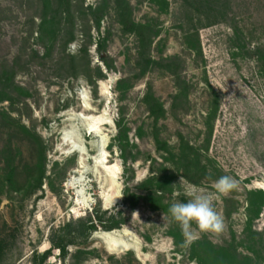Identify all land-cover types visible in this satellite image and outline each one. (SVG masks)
<instances>
[{
  "label": "rangeland",
  "instance_id": "374dc122",
  "mask_svg": "<svg viewBox=\"0 0 264 264\" xmlns=\"http://www.w3.org/2000/svg\"><path fill=\"white\" fill-rule=\"evenodd\" d=\"M57 2L0 0V264H264V0Z\"/></svg>",
  "mask_w": 264,
  "mask_h": 264
},
{
  "label": "clouds",
  "instance_id": "9594fccd",
  "mask_svg": "<svg viewBox=\"0 0 264 264\" xmlns=\"http://www.w3.org/2000/svg\"><path fill=\"white\" fill-rule=\"evenodd\" d=\"M179 183L183 185V194L188 198L187 202H174L168 211L179 224L185 243L194 242L200 233L222 232L224 220L214 208L213 200L217 194L226 196L237 189L238 181L229 175L221 176L211 184L214 193L187 182L183 177Z\"/></svg>",
  "mask_w": 264,
  "mask_h": 264
},
{
  "label": "bare ground",
  "instance_id": "6f19581e",
  "mask_svg": "<svg viewBox=\"0 0 264 264\" xmlns=\"http://www.w3.org/2000/svg\"><path fill=\"white\" fill-rule=\"evenodd\" d=\"M91 121L93 123V126H92V128H89V130H88L90 133V136H93V135L100 136V132L97 130L96 127L103 126L104 124H106L105 119H104V115L93 118V119H91ZM105 147H106V142L104 140H102V142L99 145V150H103V149H105ZM105 205L108 206L109 202H107ZM114 237H119V235L117 233H112L110 236L104 237L105 241L108 243L109 251L119 252V251L126 250L129 248L127 245L121 246L119 244H116V238H114Z\"/></svg>",
  "mask_w": 264,
  "mask_h": 264
},
{
  "label": "trees",
  "instance_id": "16d2710c",
  "mask_svg": "<svg viewBox=\"0 0 264 264\" xmlns=\"http://www.w3.org/2000/svg\"><path fill=\"white\" fill-rule=\"evenodd\" d=\"M51 3H52V0H44V5L45 6H50L51 5ZM59 5V7H60V11H61V7H63V5H64V0H58V2H57ZM88 223H90V226H89V229L90 230H95V224H94V222L92 221V219L91 218H89V222ZM45 258V257H44Z\"/></svg>",
  "mask_w": 264,
  "mask_h": 264
}]
</instances>
